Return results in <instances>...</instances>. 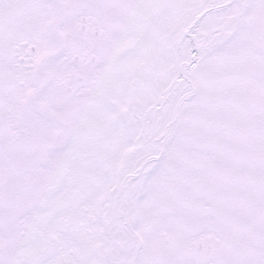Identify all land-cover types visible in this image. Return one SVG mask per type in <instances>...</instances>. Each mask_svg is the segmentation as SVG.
I'll return each mask as SVG.
<instances>
[{
    "label": "snow or ice",
    "instance_id": "obj_1",
    "mask_svg": "<svg viewBox=\"0 0 264 264\" xmlns=\"http://www.w3.org/2000/svg\"><path fill=\"white\" fill-rule=\"evenodd\" d=\"M0 264H264V0H0Z\"/></svg>",
    "mask_w": 264,
    "mask_h": 264
}]
</instances>
